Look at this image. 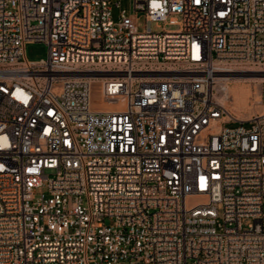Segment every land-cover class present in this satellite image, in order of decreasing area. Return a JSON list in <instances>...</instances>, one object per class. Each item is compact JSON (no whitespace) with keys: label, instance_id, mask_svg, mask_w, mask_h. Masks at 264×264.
I'll list each match as a JSON object with an SVG mask.
<instances>
[{"label":"built area","instance_id":"1","mask_svg":"<svg viewBox=\"0 0 264 264\" xmlns=\"http://www.w3.org/2000/svg\"><path fill=\"white\" fill-rule=\"evenodd\" d=\"M130 1L0 0V264H264V0Z\"/></svg>","mask_w":264,"mask_h":264},{"label":"rangeland","instance_id":"2","mask_svg":"<svg viewBox=\"0 0 264 264\" xmlns=\"http://www.w3.org/2000/svg\"><path fill=\"white\" fill-rule=\"evenodd\" d=\"M123 3V6L125 8L130 7V0H121ZM136 21L139 26L143 25L144 19L141 15H137ZM154 29H158L159 26L157 24H153ZM165 28L167 29H173L175 26L168 25ZM48 55V48L43 43H29L26 46V56L31 60H39L42 58H46ZM238 74H254L251 73H237ZM225 83H228V85L231 88V93L233 96H231L229 99H224V93L223 91H220V98L224 105L231 111L233 110V107L237 110V114L241 116L242 120L248 119L250 116H252L256 112H260L263 110V106L260 103L261 100V93L262 89L264 87V81H236V80H229V81H223L221 85H224ZM226 100V104H225ZM93 102L95 106H98L101 102L98 93L94 92L93 94ZM235 124H230V126ZM245 225H247V222L245 220Z\"/></svg>","mask_w":264,"mask_h":264},{"label":"bare ground","instance_id":"3","mask_svg":"<svg viewBox=\"0 0 264 264\" xmlns=\"http://www.w3.org/2000/svg\"><path fill=\"white\" fill-rule=\"evenodd\" d=\"M236 80V81H259L262 82L264 81V74H260V73H254L252 75L250 74H235L234 76L232 75L230 78H225V80L223 81H229V80ZM222 81V82H223ZM221 91H223L224 93V99H229L231 96H233L231 93H229V91H231L230 86L228 85V83H225L224 85H221ZM225 104H226V100H225ZM228 109V108H227ZM228 111L234 115L237 119H242L241 116H239V114H237V110L233 107V110H229Z\"/></svg>","mask_w":264,"mask_h":264}]
</instances>
